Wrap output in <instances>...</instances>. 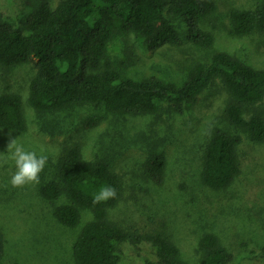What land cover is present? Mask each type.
<instances>
[{
    "label": "rangeland",
    "instance_id": "rangeland-1",
    "mask_svg": "<svg viewBox=\"0 0 264 264\" xmlns=\"http://www.w3.org/2000/svg\"><path fill=\"white\" fill-rule=\"evenodd\" d=\"M215 1L217 11L204 25L214 35L211 48L193 46L185 24L176 22L181 35L178 47L147 51L141 39L117 35L108 45V59L123 78L135 81L157 77L181 83L192 64L209 61L217 52L263 69L264 34L236 37L229 33L231 11L254 10L259 0ZM59 2L53 0L52 4ZM30 12L29 0H0L4 19L25 34ZM34 73V62L12 69L0 66V95L21 96L28 124L25 133L0 129V231L5 239L0 264H76L73 245L92 214L82 210L80 225L68 228L55 216L67 199L48 200L41 194L43 186L58 179L60 161L74 147L79 148L84 161L103 160L121 173L123 194L110 215L116 224L125 227L144 220L152 227H166L185 264H201L198 243L207 233L215 234L235 256L234 264H264V143H253L242 135L238 149L241 173L226 190L213 191L201 178L205 148L214 133H240L225 116L228 96L221 83L208 88L194 105L164 103L157 115L121 114L92 104L38 113L28 104ZM92 117L97 118V124L86 128ZM14 139L26 150L47 155L39 184L11 186L16 168L8 145ZM152 155L166 160L161 184L145 174V163ZM122 250L118 264L156 259L148 244H125Z\"/></svg>",
    "mask_w": 264,
    "mask_h": 264
},
{
    "label": "trees",
    "instance_id": "trees-1",
    "mask_svg": "<svg viewBox=\"0 0 264 264\" xmlns=\"http://www.w3.org/2000/svg\"><path fill=\"white\" fill-rule=\"evenodd\" d=\"M52 1L29 0L27 34L0 13V66L12 69L34 62L29 106L38 113H53L92 104L121 114L157 115L164 103L194 105L202 93L219 82L228 96L225 116L240 133H214L205 148L201 178L213 191L229 188L241 173L238 149L242 135L253 143H264V68L217 52L209 61L192 64L181 83L157 77L135 81L123 78L107 57L108 45L117 35L141 39L147 51L178 47L181 35L176 22L185 24L193 46L211 48L214 35L204 25L216 13V1L60 0L57 6ZM230 21L232 36L264 34V0H259L254 10H232ZM96 124L97 118L92 117L85 127ZM27 127L21 96L1 94L0 129L25 133ZM144 167L147 178L161 184L165 158L152 155ZM103 185L113 186L116 198L94 203ZM41 194L48 200L67 199L55 210V216L68 228L80 225L82 210L91 212L92 219L82 226L73 245L76 264H118L125 244L150 246L156 259H145L143 264H185L166 227H152L144 220L124 227L110 219L120 203L123 186L121 173L112 170L108 162L84 161L79 148L69 149L60 161L58 179L43 186ZM198 248L201 264L235 262V256L213 233L203 235ZM4 253L5 239L0 231V262ZM261 254L264 257V246Z\"/></svg>",
    "mask_w": 264,
    "mask_h": 264
},
{
    "label": "clouds",
    "instance_id": "clouds-1",
    "mask_svg": "<svg viewBox=\"0 0 264 264\" xmlns=\"http://www.w3.org/2000/svg\"><path fill=\"white\" fill-rule=\"evenodd\" d=\"M11 159L15 163L16 171L11 176L12 187H23L28 184H39L40 174L44 170L48 157L35 150H26L23 145L17 144L16 139L8 145ZM116 198V190L111 185H103L94 197V203L106 202Z\"/></svg>",
    "mask_w": 264,
    "mask_h": 264
}]
</instances>
